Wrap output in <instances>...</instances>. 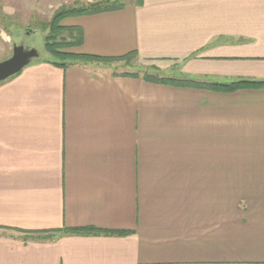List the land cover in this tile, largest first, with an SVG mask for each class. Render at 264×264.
I'll return each instance as SVG.
<instances>
[{"label": "crops", "instance_id": "crops-1", "mask_svg": "<svg viewBox=\"0 0 264 264\" xmlns=\"http://www.w3.org/2000/svg\"><path fill=\"white\" fill-rule=\"evenodd\" d=\"M69 19L83 33L72 52L136 65L42 59L0 83V264H264V88L142 78L264 81V0ZM76 228L99 232L53 238Z\"/></svg>", "mask_w": 264, "mask_h": 264}, {"label": "trees", "instance_id": "trees-1", "mask_svg": "<svg viewBox=\"0 0 264 264\" xmlns=\"http://www.w3.org/2000/svg\"><path fill=\"white\" fill-rule=\"evenodd\" d=\"M140 4L141 0H137ZM124 4L119 0H102L91 4L78 5L73 7L61 6L57 9L49 22V31L44 37V49L47 54L43 60L53 63L55 65L66 67L72 63H89L96 65H108L112 62L124 61L128 63L136 59L135 52L129 53L121 57H99L86 54H78L71 49L81 46L83 42V33L79 27L76 26H63L61 22L67 18L78 16H89L104 12L117 11L123 8ZM65 34V35H64ZM131 76H138L132 74ZM145 81L169 85L174 87H184L191 89L210 90L214 92L230 93L240 89H260L264 88V81L250 80V79H236L223 83H209L206 81L195 80L190 78H176L166 77L159 74L144 73L142 77ZM94 228H76V229H62L60 231L52 232L53 238L70 234H91L96 233ZM47 234H51L47 232Z\"/></svg>", "mask_w": 264, "mask_h": 264}, {"label": "rangeland", "instance_id": "rangeland-1", "mask_svg": "<svg viewBox=\"0 0 264 264\" xmlns=\"http://www.w3.org/2000/svg\"><path fill=\"white\" fill-rule=\"evenodd\" d=\"M82 1L75 0L76 3L68 2L58 7L53 6V8L44 9V1L42 0H25L24 2L22 0H0V62L10 58L8 56H11L12 53H9L8 50L11 46L13 48L14 45H22L25 48L34 49L38 57L32 61L42 60L47 57L44 49V37L49 31V27L46 26L51 21L54 12L61 6L73 7L94 3V1L81 3ZM119 2L124 4V6H129L136 3L137 0H119ZM33 5H35L34 9ZM73 22L74 19L70 20L67 18L61 22V25L69 26ZM73 50L71 49L69 51ZM132 61L129 64L124 61H119L103 66L114 71H127L128 65H136V59H134L135 62ZM142 72L143 69H136V73L140 74ZM192 132H194V129H192ZM191 136L195 137L194 135Z\"/></svg>", "mask_w": 264, "mask_h": 264}, {"label": "water", "instance_id": "water-1", "mask_svg": "<svg viewBox=\"0 0 264 264\" xmlns=\"http://www.w3.org/2000/svg\"><path fill=\"white\" fill-rule=\"evenodd\" d=\"M37 57V52L34 49L14 45L10 58L0 62V83L19 73Z\"/></svg>", "mask_w": 264, "mask_h": 264}, {"label": "flooded vegetation", "instance_id": "flooded-vegetation-1", "mask_svg": "<svg viewBox=\"0 0 264 264\" xmlns=\"http://www.w3.org/2000/svg\"><path fill=\"white\" fill-rule=\"evenodd\" d=\"M28 49H30V48H28Z\"/></svg>", "mask_w": 264, "mask_h": 264}]
</instances>
